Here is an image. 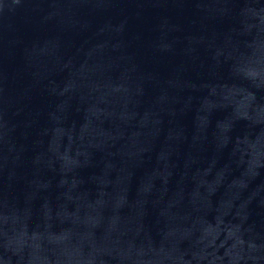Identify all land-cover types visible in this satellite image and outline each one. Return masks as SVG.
Here are the masks:
<instances>
[{"label": "water", "instance_id": "obj_1", "mask_svg": "<svg viewBox=\"0 0 264 264\" xmlns=\"http://www.w3.org/2000/svg\"><path fill=\"white\" fill-rule=\"evenodd\" d=\"M0 264H264V0H0Z\"/></svg>", "mask_w": 264, "mask_h": 264}]
</instances>
